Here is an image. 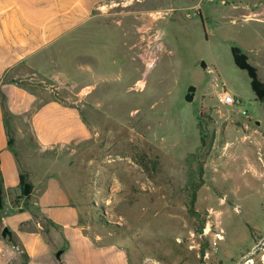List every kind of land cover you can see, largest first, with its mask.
<instances>
[{"label":"rangeland","instance_id":"1","mask_svg":"<svg viewBox=\"0 0 264 264\" xmlns=\"http://www.w3.org/2000/svg\"><path fill=\"white\" fill-rule=\"evenodd\" d=\"M233 45L264 82V0H112L95 9L87 26L34 56L21 82L37 101L72 106L90 135L43 146L19 122L21 169L39 190L54 179L85 236L114 245L127 264H264V103ZM223 87L237 105L217 102ZM200 120L214 137L197 221L184 158L200 143ZM25 206L63 252L61 228Z\"/></svg>","mask_w":264,"mask_h":264},{"label":"crops","instance_id":"2","mask_svg":"<svg viewBox=\"0 0 264 264\" xmlns=\"http://www.w3.org/2000/svg\"><path fill=\"white\" fill-rule=\"evenodd\" d=\"M109 1L112 0H0V173L4 188L0 264L21 263L13 239L27 254L26 264H127L117 247H97L85 236L76 209L70 206L54 179H47L45 188L39 190L28 174L32 192L28 197L18 198L21 166L15 137L20 135L19 122L28 121L31 132L43 146L90 135L72 106L54 99L37 101V95L21 85L27 79L29 61L61 37L72 34L78 26H87L94 10ZM5 118L11 127L16 155L8 148ZM25 204L35 206L41 217L61 228L68 241L61 258L55 256L40 222L33 220L32 209ZM33 221L37 227L29 228ZM4 228L10 235H2Z\"/></svg>","mask_w":264,"mask_h":264},{"label":"trees","instance_id":"3","mask_svg":"<svg viewBox=\"0 0 264 264\" xmlns=\"http://www.w3.org/2000/svg\"><path fill=\"white\" fill-rule=\"evenodd\" d=\"M231 54L235 65L238 68L246 71L249 77L250 87L254 93L255 99L260 101L261 103H264V82L259 77L257 68L248 61L247 55L238 46H231ZM189 88L190 90L194 89L193 87ZM4 123L6 128V134L8 136V148L13 152L14 155H16V150L13 147V139L11 137V127L9 126V123L6 118L4 119ZM197 127L199 129L200 134V143L194 151L187 153L184 158V164L186 166V179L184 182V189L187 191L188 196V211L191 215L194 216L195 220L198 221L200 219V216L199 213L195 210V201L197 191L204 183V163L202 156L210 148L214 135L212 132L209 131L206 123L202 124L201 120L198 121ZM19 188L20 194L18 198L28 197L33 189V185L29 180L28 173L26 171H23L22 169L19 174ZM3 192V180L2 175L0 173V210L3 207ZM202 226L203 223H201L198 227L199 232L202 231ZM27 259L28 256L26 254H23V258L20 264H26Z\"/></svg>","mask_w":264,"mask_h":264},{"label":"built area","instance_id":"4","mask_svg":"<svg viewBox=\"0 0 264 264\" xmlns=\"http://www.w3.org/2000/svg\"><path fill=\"white\" fill-rule=\"evenodd\" d=\"M255 13L257 12H254L253 14ZM246 16H250V14ZM216 99L219 104L225 105V106L237 105L238 102H240L229 89H226L224 87L221 89L220 92H218Z\"/></svg>","mask_w":264,"mask_h":264},{"label":"water","instance_id":"5","mask_svg":"<svg viewBox=\"0 0 264 264\" xmlns=\"http://www.w3.org/2000/svg\"><path fill=\"white\" fill-rule=\"evenodd\" d=\"M203 67L205 68L206 65L204 63H202ZM6 234L10 235V231L7 228H4L2 231V235L6 236ZM62 253V250H57L55 253V256L58 258L60 256V254Z\"/></svg>","mask_w":264,"mask_h":264}]
</instances>
